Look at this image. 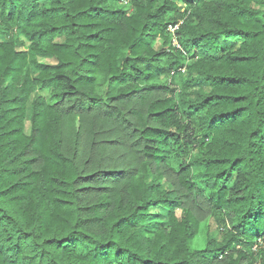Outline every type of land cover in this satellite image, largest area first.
I'll use <instances>...</instances> for the list:
<instances>
[{"label":"trees","instance_id":"16d2710c","mask_svg":"<svg viewBox=\"0 0 264 264\" xmlns=\"http://www.w3.org/2000/svg\"><path fill=\"white\" fill-rule=\"evenodd\" d=\"M120 1L0 0V264H264V0Z\"/></svg>","mask_w":264,"mask_h":264},{"label":"rangeland","instance_id":"374dc122","mask_svg":"<svg viewBox=\"0 0 264 264\" xmlns=\"http://www.w3.org/2000/svg\"><path fill=\"white\" fill-rule=\"evenodd\" d=\"M129 1L130 0H121L120 2H117L114 5L117 8H122V7L129 8L130 7ZM169 30H170V28H169ZM14 36H16L17 38ZM3 39L5 41H12V40L18 39L20 44H22V45H19V48H18L21 51L27 50L29 45H30V43L26 42V40L23 37L18 36L15 28H10L7 31V34L5 33V35L3 36ZM158 42H159V45L162 44V41L159 40ZM176 43H177V41L175 38L173 45H176ZM190 62H192V60H188L187 64H189ZM47 63L52 64L54 62H53V60H47ZM160 79L162 80V78H160ZM163 82H170V79L169 80L163 79ZM180 84H181V81L179 80L177 83L178 88H181ZM35 96H37V97L41 96L47 100H49L51 98L50 91L40 92V93H37ZM30 115H31V107L29 105L28 106V118H27V123H26L27 124L26 132L28 134L31 131V123L29 121ZM164 183H165V181H164ZM165 185H166V183H165ZM167 187H168V185H167ZM159 212H161L160 208H156V209L152 210V213H159ZM176 213L178 216L181 217V215L183 214V211L178 209L176 211ZM224 227H225L224 223H222V221H219V218L217 216H209L206 220H204L202 222L201 230L199 231V235L194 242V248L197 250H203L206 247V245H208V243L211 241L217 242L218 244H220L222 241L226 242V240L229 238V235L224 230ZM261 248H264V238L259 239L258 244L256 246H254L255 251L260 250ZM261 259H262L261 257L257 256V258L254 259L255 264H258L261 261Z\"/></svg>","mask_w":264,"mask_h":264},{"label":"built area","instance_id":"2783aa9c","mask_svg":"<svg viewBox=\"0 0 264 264\" xmlns=\"http://www.w3.org/2000/svg\"><path fill=\"white\" fill-rule=\"evenodd\" d=\"M178 29V25L176 26H170V31L174 33Z\"/></svg>","mask_w":264,"mask_h":264}]
</instances>
